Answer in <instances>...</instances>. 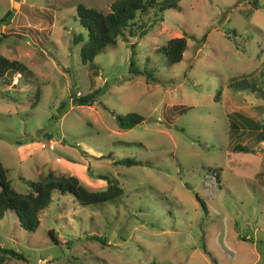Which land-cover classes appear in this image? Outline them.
Here are the masks:
<instances>
[{
	"label": "rangeland",
	"instance_id": "1",
	"mask_svg": "<svg viewBox=\"0 0 264 264\" xmlns=\"http://www.w3.org/2000/svg\"><path fill=\"white\" fill-rule=\"evenodd\" d=\"M111 1L0 0V55L25 66L0 78V163L10 186L24 193L26 181L51 172L89 189L104 188L94 176L102 174L122 189L91 205L53 189L33 232L5 212L0 246L24 256L5 264H212L202 245L215 264H264V140L253 142L243 121L264 128V0L148 9L81 63L76 3L107 12ZM176 36L185 48L169 63L158 48ZM131 43L133 68L155 81L130 72ZM242 76L258 90L229 86ZM92 90L90 105L72 100ZM115 113L142 119L121 129ZM236 142L251 149L231 152ZM122 157L139 163L112 164Z\"/></svg>",
	"mask_w": 264,
	"mask_h": 264
},
{
	"label": "trees",
	"instance_id": "2",
	"mask_svg": "<svg viewBox=\"0 0 264 264\" xmlns=\"http://www.w3.org/2000/svg\"><path fill=\"white\" fill-rule=\"evenodd\" d=\"M177 1L178 0H112L107 12H102L93 7L76 3V18L86 33L85 40L79 48V59L81 63L91 61L106 45L114 44L117 34H120L123 29L129 28V26L133 24V19L137 13H144L148 9L162 10L164 8H174L176 7ZM8 14L9 11H7L1 19L9 16ZM146 31L147 27H145L144 24L139 23V30L137 32L138 37L144 35ZM73 39L80 40L81 36L77 35ZM130 47V72L142 73L146 80L155 81L150 69L133 68L134 66L131 57L134 55V43H131ZM184 48L185 37L176 36L167 39L158 50L163 53L169 63H174L181 59ZM24 70L25 66L21 62L0 55V78L2 82H5V76L17 74L19 77L20 73ZM229 86L234 89L248 88L252 91L258 90L255 81L243 76L230 81ZM96 92V90H92L83 96L72 98V100L75 101L77 105H90ZM39 93L40 88L37 83L33 92L31 105L37 101ZM219 98L220 90H217L214 99L218 100ZM114 118L116 126L121 129L131 128L142 119L141 116L135 113H115ZM243 121L245 126L253 132V142L264 140V128L261 122L246 116H243ZM229 125L234 127V124L229 123ZM250 149V143L240 144L239 142H236L231 146L230 150L231 152H236L247 151ZM138 163L139 161L132 157L115 158L112 160V164L126 166ZM94 176L105 180L104 188L89 189L80 183L74 175H54L51 172H47L40 180L26 181L25 183L28 189L23 193L16 191L10 186L9 179L6 176V168L0 163V218H2L5 212L10 211L14 215L18 225L23 230L33 232L39 223L38 214L40 210L46 207L50 202L51 191L53 189L58 190L60 193H69L74 200L81 205L101 203L122 194V189L114 177L102 174H94ZM194 197L204 209L201 199L196 194ZM48 235L52 241L56 242L50 232H48ZM90 238L101 243L104 242L103 238L96 235H91ZM201 248L211 263L215 264V258L206 250L205 246L202 245ZM11 257L24 259V256L21 253L14 251L12 248L0 246V264H5V261Z\"/></svg>",
	"mask_w": 264,
	"mask_h": 264
},
{
	"label": "built area",
	"instance_id": "3",
	"mask_svg": "<svg viewBox=\"0 0 264 264\" xmlns=\"http://www.w3.org/2000/svg\"><path fill=\"white\" fill-rule=\"evenodd\" d=\"M78 93V92H77Z\"/></svg>",
	"mask_w": 264,
	"mask_h": 264
}]
</instances>
